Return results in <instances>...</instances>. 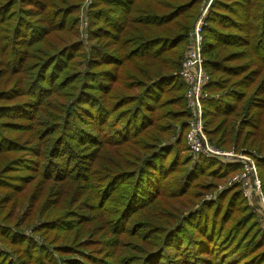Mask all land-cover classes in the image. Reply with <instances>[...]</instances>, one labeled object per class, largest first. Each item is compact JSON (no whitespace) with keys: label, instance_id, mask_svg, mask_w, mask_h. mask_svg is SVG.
<instances>
[{"label":"trees","instance_id":"trees-1","mask_svg":"<svg viewBox=\"0 0 264 264\" xmlns=\"http://www.w3.org/2000/svg\"><path fill=\"white\" fill-rule=\"evenodd\" d=\"M56 1H58L57 5L52 0H0V30L2 34L8 33L3 35V38L9 39L11 43H17L18 39L15 36L20 33L19 35L25 40L36 43L42 40L47 31L60 29L58 26L61 25V19H64L65 11L69 7H77L78 9L81 0ZM77 1L78 3H76ZM148 1V8L158 7L157 9L161 11L154 13L153 21H147L144 24L143 32L149 36H140L137 39L131 35L132 30L127 25L128 20L125 19L124 21V17L127 18L134 9V0H95V4H101V6L108 3L110 6L107 9L108 12L114 10L122 12L124 17L109 15L111 19L109 22L106 21V27L109 26V28L114 30L111 35L113 39L119 38V34H117L119 32L123 37L113 49L114 54L104 47L115 44V41L109 39L106 42H101L103 46L96 43L95 53L97 56L93 55L92 59L90 56L89 61H87L88 59L84 54L79 55L81 59L70 58L75 66L77 62H79V65L87 67L90 66L91 62L95 66L102 63L112 64L111 67L102 69H106L105 72L99 74L102 81L95 86V107L97 111L93 120L94 127L78 126L77 129L80 132L71 147H69L72 152L76 148L80 150L91 146L89 147L90 150L100 152L103 149L107 153L105 162L100 165L104 174L94 168L91 171L89 183L87 181L81 183L86 185L88 191L90 190L92 193H96L98 190V188L93 189L95 188L93 186H98V184L102 183L104 196L117 186L114 183L118 181L119 186L116 191L107 197L106 201L112 204L120 202L123 206L122 209L117 211L119 213L116 216L117 218H112L108 224L106 223L105 229L109 232L117 231L118 226L131 212H140L149 207L153 203L154 198L161 195L164 191L167 192L164 197L171 194L182 196L188 192L187 186L192 184L197 177L202 175L204 177L213 176V172L217 175H228L230 177L231 174L233 175L240 169V164L238 163L222 164L213 159L202 157L195 162L194 166L189 167L187 165L188 158L186 157L185 159V157L179 156V150L187 148L185 132L189 112L187 111L185 100L186 84L179 77L172 74L179 65L178 60L166 61L165 58H160V55L176 47V45L178 48L183 43V40L187 38L188 29L192 27V25L188 27L193 18L191 15L199 0ZM211 6L208 24L203 32L204 44L202 47L205 57L203 67L209 75V82L205 86L209 97L203 100L204 132L208 139L211 133L207 130L208 121H206L205 116H210V119L216 116H232L231 124H234L238 118L246 121L250 107L254 103L252 97L245 98V91L238 88L246 86L241 80L248 76L251 78V72L255 69L241 77L237 76L239 75L238 72H240L239 69H243V65L227 70L229 75L235 78V81L227 88H223L225 85H220L219 82L212 79L215 72L225 68L222 62L230 58L228 46H240L249 54L248 58L252 59L254 63L257 62V64L262 66L264 64V0H213ZM97 8L103 11L104 7L98 6ZM77 9H69L71 17L68 22V28L61 27V30H66L72 35L74 32L77 35L76 31L72 30V26L76 24ZM134 12H138V9L135 8ZM142 19V17L138 16L131 21L141 22ZM101 21L103 22V20ZM170 23L177 28V32H174L175 38L169 39L167 36L154 35L156 34V31L154 33L155 28L159 30V33L163 34L165 32L163 26H168ZM149 26L154 27V29ZM95 28L91 38L96 42H99L102 36L109 37L105 35L102 30L104 28L101 25L95 26ZM132 40V47H128V43ZM126 49L127 51L125 52ZM10 50L11 54H13L16 50L15 45H11ZM51 55L45 53L42 58L33 61L32 66L26 63L27 59L25 63H22V60L16 62V65H20L24 70L33 68L24 83V92L27 93V98L29 99L23 103L12 105V107L18 108L17 111L2 110L3 107L8 106L10 103L1 104L0 114H16L17 116L22 115L29 120L33 119L39 104L51 91L50 79L43 78L53 75V73H50V67L54 65L55 59H49ZM145 59L155 60V63H162L163 66L166 63H170L171 66L168 69L172 71L160 72L158 75L150 77L147 66L148 64H153V62ZM66 61H69V59ZM69 62L71 63V61ZM126 62L129 63L131 69H121L119 71L118 67L124 66ZM46 65H48L47 68L37 71ZM76 76L75 83L77 85L72 86V88L76 89L77 92L72 96L68 104H61V119L59 115H56L48 120L56 129L58 124H60V120L62 123V112L65 110L68 113L76 107L75 101H72V99L79 94L84 83L82 73H78ZM235 83L236 86L234 88ZM261 88L263 89L260 91H263L264 87ZM15 90L16 88L0 91V98L11 95ZM216 90H222V93L219 96H215L214 92ZM43 91L44 94H42ZM58 111H60V107ZM172 112L175 113L174 117L176 120L173 126L166 124V119L172 116ZM225 121L228 122L229 117ZM64 122L65 119L63 120ZM178 124L179 126H177ZM248 124L251 125V123ZM8 125H12V122H9ZM36 126L37 123L35 121H29L23 123L20 128L27 127L28 132H32ZM216 128L217 125L214 129ZM211 130L213 132V129ZM50 132L49 129H44L42 135L46 137ZM61 132L63 131L61 130ZM57 133L58 135L60 133L58 129ZM165 135L166 137L174 136L175 141L169 143L166 138L164 139ZM39 136V133L35 134V145L30 143L25 145L16 144L12 142V138L4 137L7 145H1L0 153H6L12 148L26 153L21 157H14V159L9 157L4 164L0 165V186H9L14 193L23 187V185H15L18 184L16 180L19 177H14L15 175L11 171L16 168H22L24 165L22 161L31 153H36L37 156L32 158L33 161L31 163L26 164L27 168L30 169L28 174L36 175L40 178L55 177L58 180H80L75 178L77 176L76 171L69 170L71 167L62 165L60 167L58 163L54 162L53 156H55L56 148L60 147L57 144L61 143L62 145L61 138L63 135L57 136L49 145H42L43 143ZM123 147L128 151L125 150L124 153L120 154ZM78 149H76V156L79 155ZM41 152L49 154L47 162L43 160ZM111 155H115L118 158L117 161L112 159ZM80 161L79 159L76 160L78 163ZM255 162L257 172L260 170L261 173V170H264V159L255 158ZM47 163L48 165H46ZM170 174H179V177L178 179H173ZM31 182L32 179L28 180L27 178L23 184L27 185ZM111 183L114 185L111 186ZM15 186L16 190H14ZM226 190L224 193H220V202L209 201L208 207L211 208L209 210L211 212L215 211L210 215L205 211L207 215H205L204 220L205 225L207 224L208 226L206 232L201 230L200 233L195 235L194 231L187 229V223L192 224L193 221L191 219L184 221L185 229L193 235L180 242V244L175 245L174 252L177 253L178 259L175 256L174 260L181 261L182 256H191V261L187 260L188 264H219L216 256H221L230 264H264V232L258 227L251 234L250 247L231 251L227 254V257L222 256L228 250V247H224L227 241H224L221 234L216 235L218 234L217 231L220 230L217 227L216 220L218 218L224 219L226 212L235 203L243 202L239 185L234 184V186ZM107 207H110V205L107 204ZM245 217L246 215H243L241 219ZM240 222L238 221V223ZM195 230H198V228H195ZM3 234L13 244L25 238H18V235L21 236L18 233L11 235V233L3 232ZM171 244L172 242L169 240L168 243L162 244L161 247L164 248ZM162 248L158 250L159 258L162 257L167 261L169 260L167 258L168 249ZM73 250L67 251L65 249L62 252L69 255L75 252ZM155 254H149L144 258L143 262L138 264H157V261L153 259ZM85 256L88 258L87 255ZM89 259L95 261V264H123L120 259L113 260L108 257ZM78 260L80 259H72L70 264H90L86 261V258H82L81 261Z\"/></svg>","mask_w":264,"mask_h":264},{"label":"rangeland","instance_id":"rangeland-1","mask_svg":"<svg viewBox=\"0 0 264 264\" xmlns=\"http://www.w3.org/2000/svg\"><path fill=\"white\" fill-rule=\"evenodd\" d=\"M52 1H55V5L58 4V1ZM63 1L68 2L69 0ZM94 1L81 0L78 9L77 7H69L70 10L77 9L78 11L75 20L76 24L72 26V30L76 31L77 35H75V32L72 35V33L66 30H61V27L68 28V22L71 17L69 9L65 11L64 19L60 21L61 25L58 26L60 29L55 30L53 29L54 27L51 28L53 30L47 31L40 42L27 41L19 33L15 36L18 39L17 43H11L9 39L3 38V35H7L8 33L2 34L0 30V91L16 88L11 95L0 98V105L10 103L8 106L3 107L2 110L17 111L18 108L12 107V105L23 103L29 99L27 98V93L24 92V83L28 78L27 75L31 73L33 68L24 70L20 65H16L18 60H22V63H25L27 59L26 63L32 66V62L42 58L45 53L49 55L53 53L49 59H55L54 65L50 67V73H53V75L43 77L50 79L51 91L39 104L33 119L29 120L22 115L17 116L16 114H0V147L1 145H7L4 137L12 138V142L16 144L25 145L26 143H30L35 145V134L39 133L42 145H49L57 136L63 135L61 138L62 145L61 143L57 144L60 147L56 148L55 156H53L54 162L58 163L60 167L61 165L71 167L69 170L76 171L77 176L75 178L80 179L79 181L74 179L58 180L55 177L40 178L36 175L28 174L30 169L27 168L26 164L33 161L32 158L37 156L36 153L26 156L27 158L22 161L24 164L22 168H16L11 171L15 175L14 177H19L16 180L18 184L15 185H23V187L14 193L7 185L0 186V264H70L72 259H80L78 261H81L82 258H86V261L90 264H95V261L89 259H94V257H108L113 260L120 259V262L123 264H138L139 262H143L144 258L149 254L154 253L156 254L153 256V259L157 261V264H169V262L170 264H188L187 260L191 261V256H182V260L178 261L177 253L174 252L176 244H180V242L193 235L185 229L186 225L184 221H188L189 219L193 221L192 224L187 223V229L194 231L195 235L200 233L201 230L206 232L208 226L207 224L205 225V215H207V212L210 215L215 211L211 212L209 210L211 209L208 207L209 201H219L220 193H224L227 191V188L234 186V184L239 185L238 182L229 183L232 174L230 177L228 175H217L215 172H213V176L204 177L202 175L187 186L188 192L186 194L182 196L171 194L164 197V194L167 193L164 191L161 195L154 198L153 203L149 207L140 212H131L118 226L117 231L109 232L105 229L106 223L108 224L112 218H117L116 216L119 215L117 211L122 209L123 206L120 202L112 204L106 201L107 197L116 191L119 186L118 181L113 182L117 186L104 196L102 193V189L104 188L102 183L98 184V186H93L95 187L93 189L98 188V190L96 193H92L81 182L87 181L89 183V177L94 168L104 174L100 165L105 162L107 153L103 149L100 152L90 150L89 147L91 146H89L80 150L76 148L79 151V155L76 156V149L73 152L69 149L80 132L77 129L78 126L94 127L93 120L97 111L95 107V86L102 81L99 74L106 71V69H102L111 67L112 65L102 63L95 66L91 62L90 66L87 67L79 65V62H77L75 66L72 64L73 62L70 58L81 59L79 55L84 54L88 59L87 61H89L90 56L91 59L93 55L97 56L95 53L96 43L103 46L101 42H106L109 39L115 41V44L104 47L114 54L113 49L123 37L119 32L117 33L119 34V38L113 39L111 35L114 33V30L109 28V26L106 27V21L109 22L111 19L109 15L124 17L122 12L120 10L108 12L107 9L110 8L108 3L101 6V4H95ZM208 1L210 3L206 6ZM212 1L199 0L191 15L193 18L188 27H191V25L192 27L188 29L187 38L183 40V43L178 48L176 45V47L171 48L167 52H163L160 58H165L166 61H175L177 59L180 63L184 54L196 43L193 29L205 11L204 28L208 24ZM147 3H149L148 0H134V9L137 8L138 12H134L133 9L127 18L124 17V21L125 19L128 20V28L132 30L131 35L137 39L140 36H149L143 32L144 24L147 21H153L154 13L161 11L157 9L158 7L148 8ZM98 6L104 7L103 11L98 10ZM186 14L189 15L188 13ZM138 16L143 18L141 22L131 21ZM100 25L104 28L102 30L105 35L109 37L102 36L99 42H96L91 36L94 29H96L95 26ZM149 27L154 29L152 26ZM163 28H165L163 34L159 33V30L155 28L154 33L156 31V34L154 35L167 36L169 39L175 38L174 32H177V28L171 23L168 26H163ZM200 44L203 47V35ZM11 45H15L16 47L13 54H11V50L9 51ZM132 45L133 40L128 43V47H132ZM227 49L230 58L222 62L225 68L215 72L212 79L219 82L220 85H225L223 88H227L235 81V78L229 75L227 70L243 65V69H239L240 72H238L239 75L237 76L241 77L245 73H249L252 69H255L251 72V78L248 76L241 80L246 86L238 88L245 91V98L252 97L254 103L250 107L248 120L246 119V121L238 118L234 124H231L232 116H216L211 119L209 118L210 116H205L206 121H208L207 130L211 133L208 136L210 139H208L209 145L224 152L236 154L242 160L248 158L264 159V90L260 91L263 89L261 87H264V64L262 66L257 64V62L254 63L252 59L248 58L249 54L240 46H228ZM202 56L203 61H205L203 52ZM68 59L71 63L66 61ZM145 60L153 62V64H148L147 66L150 77L158 75L160 72L172 71L168 69L171 66L170 63H166L163 66L162 63H155V60ZM47 67L48 65L43 66L37 71L44 70ZM121 69L130 70L131 66L126 62L124 66L118 67L119 71ZM78 73H82L84 83L79 94L72 99V101H75L76 107L68 113L65 110L62 112V123L60 120V124L57 126V129L60 131L58 135L57 129L48 120L56 115H59L61 119V104H68L72 96L77 92L72 86L77 85L75 82ZM206 74L208 75L207 72ZM72 78L74 79L71 80ZM235 86L236 83L234 84V88ZM221 93L222 90L214 92L215 96H219ZM42 94H44V91ZM208 97L209 94L207 92L205 99ZM59 107L60 111H58ZM171 115L166 119V124L173 126L176 121L174 117L175 113L172 112ZM227 117H229L228 122L225 121ZM64 119L65 122L63 123ZM29 121L37 123L32 132H28L27 127L20 128L23 123ZM218 121L220 122L218 123ZM9 122H12V125L9 126ZM248 123H251V125ZM216 125L217 128L214 129ZM44 129L51 131L46 137L42 135ZM211 129H213V132ZM173 137H166L165 135L164 139L166 138V141L170 143L175 141ZM125 150L127 149L123 147L120 154L124 153ZM22 152L21 150L12 148L6 153H0V165L4 164L9 157L14 159V157L18 158L25 155L26 152ZM178 154L180 157L188 158L187 165L189 167L194 166L200 157L213 159L218 163L225 164L219 157L213 158L200 155L196 159L189 152L188 148L180 149ZM41 156L47 162L49 154L41 152ZM111 158L115 161L118 159L115 155H111ZM77 159L81 160L80 163L76 162ZM170 177L178 179L179 174H170ZM27 178L28 180L32 179V182L24 185L23 182ZM258 178L261 194L256 195L253 192L251 197H246L239 186L244 203H235L226 212L224 219L218 218L216 220L217 227L220 229L216 235L221 234L224 241H227L224 247H228V250L222 256L227 257V254L231 251L250 247L249 243L252 241L250 239L251 234L256 231L257 227L264 232V170H261V173L258 170ZM113 183H111V186L114 185ZM14 190H16V186ZM107 204L110 207H107ZM243 215H246V217L241 219ZM238 221L241 222L238 223ZM195 228H198V230H195ZM3 232L11 233V235L18 233L21 234V236L18 235V238H25L13 244ZM168 239L171 240L172 244L162 248L161 245L168 243ZM161 248L168 249L167 258L169 260L165 261L162 257L159 258L160 254L158 250ZM65 249L67 251L74 249L73 251L75 252L67 255L62 252ZM84 255H87L88 258L84 257ZM175 256L176 260H174ZM216 259L219 261V264H230L221 256H216ZM172 260H174L173 263H171Z\"/></svg>","mask_w":264,"mask_h":264},{"label":"built area","instance_id":"built-area-1","mask_svg":"<svg viewBox=\"0 0 264 264\" xmlns=\"http://www.w3.org/2000/svg\"><path fill=\"white\" fill-rule=\"evenodd\" d=\"M210 1L207 2L206 6ZM203 12L194 27V39L196 43L184 54L178 69L173 73L186 84L185 100L189 112L187 129L185 132V143L189 152L197 159L200 155L205 157L221 158L225 164L239 163L242 167L231 176L229 183L238 182L242 193L251 197L253 192L260 195L259 178L255 158L242 160L236 154L224 152L216 147L210 146L204 132L203 100L207 97L205 86L208 75L203 67V56L201 40L205 26V14Z\"/></svg>","mask_w":264,"mask_h":264}]
</instances>
